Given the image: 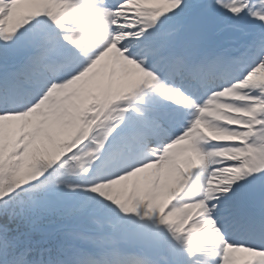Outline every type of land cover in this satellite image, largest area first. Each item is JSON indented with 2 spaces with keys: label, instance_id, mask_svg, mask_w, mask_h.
<instances>
[{
  "label": "snow or ice",
  "instance_id": "1",
  "mask_svg": "<svg viewBox=\"0 0 264 264\" xmlns=\"http://www.w3.org/2000/svg\"><path fill=\"white\" fill-rule=\"evenodd\" d=\"M0 264H264V0H0Z\"/></svg>",
  "mask_w": 264,
  "mask_h": 264
}]
</instances>
